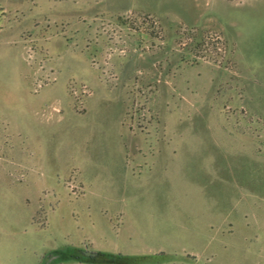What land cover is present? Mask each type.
Wrapping results in <instances>:
<instances>
[{
  "label": "rangeland",
  "instance_id": "obj_1",
  "mask_svg": "<svg viewBox=\"0 0 264 264\" xmlns=\"http://www.w3.org/2000/svg\"><path fill=\"white\" fill-rule=\"evenodd\" d=\"M0 264H264V0H0Z\"/></svg>",
  "mask_w": 264,
  "mask_h": 264
}]
</instances>
